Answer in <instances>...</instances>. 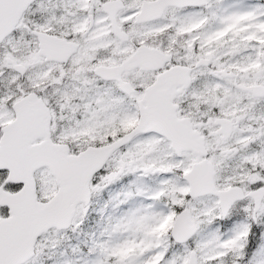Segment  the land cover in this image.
Listing matches in <instances>:
<instances>
[{
	"label": "snow or ice",
	"instance_id": "1",
	"mask_svg": "<svg viewBox=\"0 0 264 264\" xmlns=\"http://www.w3.org/2000/svg\"><path fill=\"white\" fill-rule=\"evenodd\" d=\"M0 264H264V0H0Z\"/></svg>",
	"mask_w": 264,
	"mask_h": 264
}]
</instances>
